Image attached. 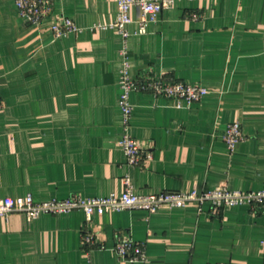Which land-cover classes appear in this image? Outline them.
Here are the masks:
<instances>
[{"label":"crops","instance_id":"obj_1","mask_svg":"<svg viewBox=\"0 0 264 264\" xmlns=\"http://www.w3.org/2000/svg\"><path fill=\"white\" fill-rule=\"evenodd\" d=\"M52 13L78 30L55 37L49 16L28 24L13 0H0V198L107 196L121 191L125 174L139 194L264 186V0H175L145 33L128 36L131 77L149 69L207 88L190 104L130 92L127 132L151 153L135 166L116 143L126 131L123 40L110 27L116 1L54 0ZM233 120L244 138L229 152L222 135ZM84 217L74 209L0 218V264H264L262 207L108 211L92 218L102 247L88 248ZM118 236L144 242L147 261L118 256Z\"/></svg>","mask_w":264,"mask_h":264},{"label":"built area","instance_id":"obj_2","mask_svg":"<svg viewBox=\"0 0 264 264\" xmlns=\"http://www.w3.org/2000/svg\"><path fill=\"white\" fill-rule=\"evenodd\" d=\"M19 14L28 24L38 25L45 17H50V29L55 37L78 30L75 22L63 14L52 13L54 0H13ZM117 17L110 23V27L120 33L123 46L119 50L122 68L118 84L120 93L118 106L122 115V126L126 129L130 124L133 106L129 94L133 90L148 91L156 97H165L174 100L177 104H190L199 101L206 93L207 88L199 83H189L182 80L168 78L162 74H155L149 69L142 70L135 77L129 74V59L126 52L127 38L132 33L143 34L149 22H155L160 12L174 5L175 0H115ZM136 11V16H134ZM192 17L198 14L193 12ZM136 22L138 27L134 32L127 29V25ZM2 101L0 100V108ZM229 152L233 151L237 142L244 138L240 122L233 120L228 123L222 135ZM117 145L126 155V163L138 165L142 157L149 158L150 151L143 144L131 136L127 129L117 140ZM204 202H209L210 213L218 214L226 205L247 204L252 208H264V186L258 190H234L226 185H219L210 190H162L156 193L139 194L134 192L128 174L122 178V189L107 196L85 197L73 194L65 198H51L36 201L30 193L0 198V218L7 219L11 212L25 214L28 220L36 218L42 213H61L74 209L82 210L84 223L81 226L80 241L83 248L102 247L98 240L95 227H91L94 215L101 216L105 212L122 209H143L153 213L160 208L186 206L193 203L198 208ZM113 250L128 261H147L144 242L133 241L129 237L118 236L115 239ZM219 264V263H218Z\"/></svg>","mask_w":264,"mask_h":264}]
</instances>
